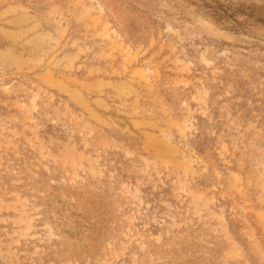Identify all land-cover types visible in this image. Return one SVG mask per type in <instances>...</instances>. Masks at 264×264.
I'll list each match as a JSON object with an SVG mask.
<instances>
[{
    "label": "rangeland",
    "instance_id": "374dc122",
    "mask_svg": "<svg viewBox=\"0 0 264 264\" xmlns=\"http://www.w3.org/2000/svg\"><path fill=\"white\" fill-rule=\"evenodd\" d=\"M0 264H264V0H0Z\"/></svg>",
    "mask_w": 264,
    "mask_h": 264
}]
</instances>
